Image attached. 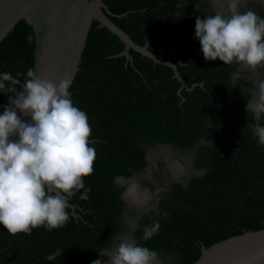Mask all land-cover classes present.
<instances>
[{
  "label": "trees",
  "instance_id": "obj_1",
  "mask_svg": "<svg viewBox=\"0 0 264 264\" xmlns=\"http://www.w3.org/2000/svg\"><path fill=\"white\" fill-rule=\"evenodd\" d=\"M101 1L134 44H146L153 55L164 48V60L180 63L176 70L187 89H179L166 66L131 50V63L118 56L121 42L93 21L68 89L92 128L96 159L84 178L88 199L80 193L68 199L77 217L67 208L69 220L59 229L11 235L0 225V264H93L125 237L156 251L159 264H193L201 247L264 227V147L245 110L246 91L264 79V68L253 79L241 65L204 59L195 21L217 12L211 0ZM32 64L33 33L19 21L0 42V73L22 84ZM12 95L0 92V103L8 105ZM259 123L264 126V116ZM160 148L197 174L169 182L148 210L138 211L122 200L114 178L143 177ZM155 221L158 233L143 240L145 226ZM57 248L62 254L47 260Z\"/></svg>",
  "mask_w": 264,
  "mask_h": 264
},
{
  "label": "clouds",
  "instance_id": "obj_2",
  "mask_svg": "<svg viewBox=\"0 0 264 264\" xmlns=\"http://www.w3.org/2000/svg\"><path fill=\"white\" fill-rule=\"evenodd\" d=\"M225 2L227 15L216 12L195 21V38L204 59L236 63L253 71L264 68V19L251 10L239 11L241 0ZM26 76L21 84L11 73H0V92L14 93L0 115V225L11 235L65 226L68 199L77 193L82 200L88 199L90 189H85L84 178L93 174L96 159L88 116L74 105L68 91L71 80L56 84L37 78L32 68ZM239 77V72L232 74L233 81ZM246 92L245 110L257 121L252 131L264 147V126L259 123L264 116V79L254 81ZM17 110L31 119L22 121ZM114 183L134 204H147L151 199L135 175L116 176ZM159 229V221L145 226L142 239L150 240ZM61 254L57 248L47 260ZM102 254L109 257L108 264H159L156 251L126 240Z\"/></svg>",
  "mask_w": 264,
  "mask_h": 264
},
{
  "label": "water",
  "instance_id": "obj_3",
  "mask_svg": "<svg viewBox=\"0 0 264 264\" xmlns=\"http://www.w3.org/2000/svg\"><path fill=\"white\" fill-rule=\"evenodd\" d=\"M112 16L101 0H0V42L19 21L26 23L33 33L32 69L36 77L56 84L65 78L72 82L94 21L97 27L106 29L121 42L123 49L118 56L131 63L128 54L131 50L155 64L166 66L179 82V89H187L176 70L180 63L172 64L164 60V48L153 55L146 44H134L109 20L108 17ZM7 106L0 103V115ZM17 114L22 121L31 119L19 110ZM68 209L70 215L76 218L74 207L68 204ZM97 260H102V257L98 256ZM193 264H264V227L229 237L208 248L201 247L200 255Z\"/></svg>",
  "mask_w": 264,
  "mask_h": 264
},
{
  "label": "rangeland",
  "instance_id": "obj_4",
  "mask_svg": "<svg viewBox=\"0 0 264 264\" xmlns=\"http://www.w3.org/2000/svg\"><path fill=\"white\" fill-rule=\"evenodd\" d=\"M259 0H241V6L239 11L245 12L248 10L254 11L260 18L264 19V3ZM214 9L217 12L228 14V6L225 0H211ZM250 74V78L256 79L258 74V68L253 71L249 68L243 67ZM264 74V73H262ZM156 156L158 158H156ZM150 168L146 174L139 178L137 181L142 191H146L151 196V199L147 204L137 205L132 203L130 200L125 199L129 206L134 207L138 211H146L149 209V203L155 198L156 194L163 190L167 184L171 181H186L190 176L196 175L197 173L191 172L187 165V161L183 158L175 159L169 149L160 148L154 151L149 156ZM184 177V178H183ZM129 241L128 237H125L123 241ZM115 250V249H114ZM110 250L108 252L114 251ZM106 253V252H105ZM101 264H108L109 257L105 254L102 256Z\"/></svg>",
  "mask_w": 264,
  "mask_h": 264
},
{
  "label": "flooded vegetation",
  "instance_id": "obj_5",
  "mask_svg": "<svg viewBox=\"0 0 264 264\" xmlns=\"http://www.w3.org/2000/svg\"><path fill=\"white\" fill-rule=\"evenodd\" d=\"M122 200H124V198H122ZM128 205V204H127Z\"/></svg>",
  "mask_w": 264,
  "mask_h": 264
}]
</instances>
